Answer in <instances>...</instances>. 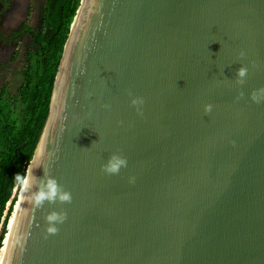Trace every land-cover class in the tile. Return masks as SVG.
Returning a JSON list of instances; mask_svg holds the SVG:
<instances>
[{
  "label": "water",
  "instance_id": "1",
  "mask_svg": "<svg viewBox=\"0 0 264 264\" xmlns=\"http://www.w3.org/2000/svg\"><path fill=\"white\" fill-rule=\"evenodd\" d=\"M261 89L264 0H80L27 165L72 202L19 192L3 264H264ZM113 153L127 167L105 175Z\"/></svg>",
  "mask_w": 264,
  "mask_h": 264
},
{
  "label": "trees",
  "instance_id": "2",
  "mask_svg": "<svg viewBox=\"0 0 264 264\" xmlns=\"http://www.w3.org/2000/svg\"><path fill=\"white\" fill-rule=\"evenodd\" d=\"M80 0H45L42 24L12 31L31 36L22 82L11 93L0 87V250L18 197L14 175H24L48 114V103L70 23ZM9 222V225H10Z\"/></svg>",
  "mask_w": 264,
  "mask_h": 264
},
{
  "label": "clouds",
  "instance_id": "3",
  "mask_svg": "<svg viewBox=\"0 0 264 264\" xmlns=\"http://www.w3.org/2000/svg\"><path fill=\"white\" fill-rule=\"evenodd\" d=\"M245 53L243 51L238 53V58H244ZM248 75V68L245 66H240L235 72V84L242 86L246 82V78ZM90 95V93H89ZM129 96H132V93H128ZM244 96L243 91H239L236 99H242ZM249 99L253 103H260L264 100V89L259 90V93L254 90L249 94ZM131 106H133L138 115H143L142 105L144 104V99L142 97H133L130 100ZM103 108H109L110 105L104 104L101 105ZM211 104H205L203 106V110L205 114H208L212 111ZM118 123H122L119 122ZM51 155L50 153L48 156ZM48 158V157H47ZM42 163L40 165L29 166L26 169L24 175L19 173L14 175V182L21 193V195H25V198L31 203L32 211L42 209L45 203L48 204H70L72 202V195L69 191L65 190L61 184L57 182V180L52 177L47 170H44L43 157ZM127 158L118 154H111L107 161L101 165V171L105 175H118L122 168L127 167ZM43 167L44 174L42 177H37L34 174V170L37 168ZM135 177H129V183H134ZM67 219V213L63 210L60 211H50L44 216V220L46 223L45 227V238L47 235H55L59 232V228L57 225L63 224Z\"/></svg>",
  "mask_w": 264,
  "mask_h": 264
},
{
  "label": "rangeland",
  "instance_id": "4",
  "mask_svg": "<svg viewBox=\"0 0 264 264\" xmlns=\"http://www.w3.org/2000/svg\"><path fill=\"white\" fill-rule=\"evenodd\" d=\"M44 3L45 0H0V87L6 84L11 93L16 92L22 82L21 69L26 59L24 54L31 43L29 33L22 32L14 36L12 31L23 24L39 28ZM8 239L7 232L0 250V261L6 252Z\"/></svg>",
  "mask_w": 264,
  "mask_h": 264
},
{
  "label": "bare ground",
  "instance_id": "5",
  "mask_svg": "<svg viewBox=\"0 0 264 264\" xmlns=\"http://www.w3.org/2000/svg\"><path fill=\"white\" fill-rule=\"evenodd\" d=\"M9 239L7 240V243H8ZM7 245V244H6ZM6 253V252H5ZM4 257H5V254H4ZM4 257L1 259L0 261V264H3V261H4Z\"/></svg>",
  "mask_w": 264,
  "mask_h": 264
}]
</instances>
